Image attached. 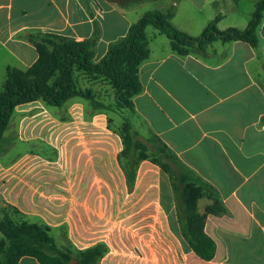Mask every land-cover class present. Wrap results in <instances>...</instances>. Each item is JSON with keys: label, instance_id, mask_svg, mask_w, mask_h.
Instances as JSON below:
<instances>
[{"label": "crops", "instance_id": "crops-1", "mask_svg": "<svg viewBox=\"0 0 264 264\" xmlns=\"http://www.w3.org/2000/svg\"><path fill=\"white\" fill-rule=\"evenodd\" d=\"M257 2L0 0V93L10 69L26 71L37 62L31 34L84 42L98 26V63L146 13H171L178 30L198 38L218 17L221 31L245 30ZM156 32L147 33L150 55L139 72L144 90L133 98L130 120L216 191L227 212L207 216L214 259H201L184 239L177 196L158 165L143 160L129 184L120 160L123 140L108 118L113 112L92 103L110 105L115 89L83 72L74 75L76 87L93 101L74 97L55 107L37 100L13 112L0 156V201L24 220L48 226L59 247L104 245L100 264H264V88L257 80L264 16L257 49L215 41L184 56ZM198 208L206 212L201 203ZM19 264L41 263L25 256Z\"/></svg>", "mask_w": 264, "mask_h": 264}, {"label": "trees", "instance_id": "trees-1", "mask_svg": "<svg viewBox=\"0 0 264 264\" xmlns=\"http://www.w3.org/2000/svg\"><path fill=\"white\" fill-rule=\"evenodd\" d=\"M171 16V13L160 11L144 14L131 26L125 38L111 44L107 55L98 63L94 62L95 47L100 37L98 26L94 37L84 42L54 34L29 35L28 40L37 49L39 58L26 71H8L3 91L0 93V156L5 152L4 136L18 106L42 100L50 106L62 107L74 97H85L93 101L90 93L77 89L74 80L76 71L83 72L90 79L103 78L109 81L118 93V107L134 112L133 98L144 90L139 72L150 55V41L146 31L149 26L165 35L172 50L184 56L192 51L204 52L215 41H241L257 49V30L264 16V0H258L253 18L245 30L230 28L221 31L218 28V17L205 28L200 37L193 38L178 30L171 23ZM92 103L97 109H107L101 103ZM119 132L124 145L120 160L129 184L134 182L137 167L143 160H150L169 175L177 196V213L182 235L197 256L205 261H212L217 246L205 232L207 216L227 212L214 188L201 181L156 135H153V140L161 146L163 160L150 158L144 153L135 157L136 151L144 152L146 147L143 142L135 140L138 133L133 129L130 119ZM203 191L207 192L215 205L201 214L198 200ZM8 207L21 216L17 209L9 205ZM0 232V264H19L20 259L25 256L34 257L41 264H73V261L76 264H100L107 252L104 245L85 251L71 247L64 250L57 245L48 226L31 223L22 216L17 220L5 215L0 220Z\"/></svg>", "mask_w": 264, "mask_h": 264}, {"label": "rangeland", "instance_id": "rangeland-1", "mask_svg": "<svg viewBox=\"0 0 264 264\" xmlns=\"http://www.w3.org/2000/svg\"><path fill=\"white\" fill-rule=\"evenodd\" d=\"M155 32H156V30L153 27H149L147 30L148 35L151 37L153 36V34ZM162 37H163V39H165L164 41H168L166 36H162ZM194 50H197V49H194ZM192 52H194V51H192ZM257 65H258V71L260 69V66L262 69V70L260 69L261 71L257 73L258 74L257 80H259V82H261V85L264 88V59H262V57L260 55L258 56ZM108 101H110L109 102L110 105H105V106L107 107V110L114 113V114L111 113V115H108L109 121L111 122V124L114 127L119 129L120 131H122V129L124 128L125 122H128V120L131 117V114H130L131 112L128 109H121L120 107H118L119 97H118V93L116 92V90H114V91L109 90ZM115 114H118V115H115ZM133 129L137 132V130L135 129L134 126H133ZM137 133H138V137L135 140L143 142L145 144L146 150L144 152L136 151L135 157L144 153L146 156H148L150 158L158 159V160L162 161L163 160L162 158L164 156L161 155V146L156 141L153 140V135L143 137V136H141V134L139 132H137ZM124 161L127 162L126 159H124ZM167 176H168L169 181L171 183L169 175H167ZM173 191H174V189H173ZM174 193H175V191H174ZM206 200H210L211 204H208ZM200 203H201V205H203L205 207V211L207 209H210L211 207H213L215 205L214 201L208 197V194L206 191H203L202 195L200 196V198L198 200V204H200ZM198 210H199V208H198ZM7 214L12 216L14 219H17V220L21 219V216H18L17 214H15V212L12 209H10L8 207V205H6L2 201H0V220ZM177 220H178V213H177ZM60 248L67 250L69 248V246L66 245V246H63Z\"/></svg>", "mask_w": 264, "mask_h": 264}, {"label": "water", "instance_id": "water-1", "mask_svg": "<svg viewBox=\"0 0 264 264\" xmlns=\"http://www.w3.org/2000/svg\"><path fill=\"white\" fill-rule=\"evenodd\" d=\"M73 263H76V261H73Z\"/></svg>", "mask_w": 264, "mask_h": 264}]
</instances>
